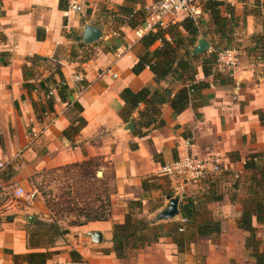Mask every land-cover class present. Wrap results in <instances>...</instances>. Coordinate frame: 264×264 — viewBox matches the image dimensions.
Instances as JSON below:
<instances>
[{
  "label": "crops",
  "instance_id": "0c3cea01",
  "mask_svg": "<svg viewBox=\"0 0 264 264\" xmlns=\"http://www.w3.org/2000/svg\"><path fill=\"white\" fill-rule=\"evenodd\" d=\"M59 1L0 0V157L5 164L0 171V188L14 191L26 187L34 173L91 161L90 166L101 169V178L111 181V214L107 220L61 228L66 233L56 238L51 249L58 254L46 264L73 260L71 252L87 264H257L245 248L248 233L240 230L236 221L247 196L243 162L258 153L264 163V127L256 115L264 111V62L255 55L248 56V51L256 48L249 40L251 35L258 34L264 41V0L250 4L247 0H217L231 7L232 16L227 18L234 22L235 31L230 44L241 47L238 66L231 76L214 68L216 78L204 77L199 68L197 80L210 84L201 93L202 105L188 107L180 114L163 105L164 126L143 137L135 132L136 115L128 121L119 116L123 89L137 92L156 87L147 68L138 75L132 73L141 52L133 28L113 24L111 13L125 0H82L88 5L85 9L81 5L79 13L67 6L60 9ZM153 1L145 0V5ZM256 5L261 8L259 15ZM221 14L226 16L224 8ZM199 19V30L205 33L199 38L208 42L209 51L217 39L210 33L208 14L203 12ZM85 24L100 29L101 39L84 44ZM33 56L42 59L38 65L30 64ZM24 68L28 70L24 72ZM106 68L117 77L99 76ZM55 70L61 72L63 82H68V96L62 101L54 86L49 87L54 89L53 113L58 116L45 126L46 118L39 122L32 107L33 102L44 99L41 102L38 92L28 91L24 82L28 76V83H38ZM74 73L83 76L79 84L83 91L77 97L70 84ZM71 102L78 103L82 112L77 114L72 105L68 107ZM142 109L141 105L138 110ZM76 116L86 124L70 141L63 131ZM130 120L133 131L126 129ZM32 131L41 134L27 146ZM185 140H190L194 156L219 154L221 171L183 187L178 180L162 176L161 165L182 155ZM145 179H154L150 181L155 186L152 190L143 191ZM168 196H179V214L171 220L156 221L168 204ZM215 196L219 199L214 200ZM184 199L205 206L209 218L219 219L220 233L196 239L184 253H179L170 239L161 238L142 250L131 251L126 259L116 257L112 227L123 221L130 201H141L142 214L151 225L167 226L182 218L180 204ZM35 220L52 221L38 203L29 208L24 202L17 207L9 203L0 206V264H14L12 255L37 251L30 249L27 241V230ZM252 225L260 241L259 252L264 253V224L253 219Z\"/></svg>",
  "mask_w": 264,
  "mask_h": 264
},
{
  "label": "trees",
  "instance_id": "16d2710c",
  "mask_svg": "<svg viewBox=\"0 0 264 264\" xmlns=\"http://www.w3.org/2000/svg\"><path fill=\"white\" fill-rule=\"evenodd\" d=\"M60 9H66L67 1L60 0ZM145 0H125V4L118 6L116 11L111 13L115 26L127 25L130 28L142 24L146 14L144 12ZM256 15H259L261 8L256 5ZM224 8L226 16L223 17L221 9ZM202 11L208 14V27L211 35L217 42L214 47L199 55H192V49L200 36L205 37L204 31L199 30V21L185 18L182 22L170 25L168 28H157L155 31L143 36L139 43L141 52L138 54V61L132 68V73L138 75L144 69H148L156 84L155 88L144 87L134 92L125 88L120 93L124 105L119 116L128 121L134 119L136 135L146 136L152 129L164 126L161 118L163 105H169L174 112L180 114L188 107L197 109L202 105V91L209 87V82L197 80L199 68L204 77L216 78L214 68L217 64V52L222 44L227 47L233 39L235 27L234 22L227 16H232L231 7L217 0H205L202 4ZM1 15V13H0ZM250 41L256 43V48L248 51V56H257L264 62V41L258 34L249 37ZM83 45V44H82ZM260 46V47H259ZM42 59L33 56L30 59L31 65H38ZM24 72L28 68H24ZM58 76V80L55 79ZM26 76L24 87L28 91L36 90L42 96L46 94L50 86H54L60 100L67 101V86L63 85V76L60 71L55 70L44 80L38 83H28ZM162 83H168L163 86ZM142 110H138L140 106ZM33 111L36 119L42 122L44 113H53V99L43 100L42 103L33 102ZM72 108L77 114L82 112L78 103H73ZM261 126L264 127V111L256 112ZM86 122L81 116H76L63 131L64 137L72 141L73 137L85 126ZM145 129V132H142ZM3 146L0 134V148ZM132 149L135 146L131 147ZM262 154L252 153L243 162L244 183L247 187V196L242 204L241 215L237 219V227L248 233L245 238V248L250 252V256L257 264H264V253L259 252L260 241L256 237V228L252 225L255 219L259 225L264 224V163H261ZM91 161L72 166L89 165ZM239 179V178H238ZM142 181L143 191L154 188L150 181ZM235 183V187H236ZM215 196L214 200H218ZM107 211L86 218L85 222L107 220L111 214L110 193L106 196ZM180 211L185 223L170 222L166 225H151L142 214L141 201H130L126 206L123 221L114 223L113 252L119 259H126L131 251L142 250L161 238L170 239L178 249L179 253H184L188 246L198 238L218 235L221 230V222L209 218L205 206L196 204L191 199H184L180 204ZM104 213V214H103ZM84 222V223H85ZM78 223L77 225H81ZM35 225H38L35 227ZM179 229H182L181 231ZM66 233L61 229L57 221L51 222L35 220L27 230V241L29 248L37 250L23 255H12L14 264H46L53 255L58 254L52 251L56 238ZM43 250V251H39ZM74 261L80 260L76 253H70Z\"/></svg>",
  "mask_w": 264,
  "mask_h": 264
},
{
  "label": "built area",
  "instance_id": "2783aa9c",
  "mask_svg": "<svg viewBox=\"0 0 264 264\" xmlns=\"http://www.w3.org/2000/svg\"><path fill=\"white\" fill-rule=\"evenodd\" d=\"M67 7L74 12L81 11L82 0H66ZM84 1V0H83ZM204 0H155L150 4L144 6L146 17L142 24L133 29L134 41L139 40L157 28H164L168 25H174L178 17H184L193 21L199 20L202 15V4ZM239 64V51L234 48H224L217 52V66L216 72L231 76L233 71ZM108 75L116 78L117 75L111 71L110 68L102 70L99 76ZM83 81V76L80 73H74L70 77V84L76 90L75 96L83 91L79 84ZM68 86V82L62 83ZM37 92L36 90H33ZM54 89H50L42 96L44 100L52 99ZM67 103V106H71ZM58 115L52 113H44L46 118L45 126L52 124ZM41 131H32L27 137V146H30L40 137ZM5 168V164L0 157V171ZM221 171V156L219 154L194 156L190 153V140H185L182 155L170 162H166L160 167V174L162 176L178 180L181 187L185 184L195 181L206 180L210 175L219 173ZM16 198H22L26 203L33 202L35 192L26 193L23 188L17 187L13 191ZM180 222L185 223L184 219ZM180 231L182 229H179ZM55 264H87L84 261L67 260Z\"/></svg>",
  "mask_w": 264,
  "mask_h": 264
},
{
  "label": "rangeland",
  "instance_id": "374dc122",
  "mask_svg": "<svg viewBox=\"0 0 264 264\" xmlns=\"http://www.w3.org/2000/svg\"><path fill=\"white\" fill-rule=\"evenodd\" d=\"M247 1L250 4L253 0ZM87 5V3H82L84 9ZM183 20L185 18L179 17V22ZM229 45L231 46L226 47L222 44L220 48H234L240 54L241 47L235 44ZM90 165L67 166L34 173L30 176L26 187L23 186L25 192H35L31 205L22 198L14 197L13 189L8 188V190L2 191L0 188V206L9 203V205L13 204L17 207L24 202L29 208L38 203L46 210L49 219L57 221L61 228L71 224L84 223L86 218L107 211L105 198L112 189L111 181L103 180L98 174L101 169ZM36 217L38 219V216ZM37 226L35 225V227Z\"/></svg>",
  "mask_w": 264,
  "mask_h": 264
},
{
  "label": "water",
  "instance_id": "95a60500",
  "mask_svg": "<svg viewBox=\"0 0 264 264\" xmlns=\"http://www.w3.org/2000/svg\"><path fill=\"white\" fill-rule=\"evenodd\" d=\"M102 37V32L100 31V29L89 25V24H85L83 27V33H82V39H83V43L86 45H90L93 44L95 42H97L98 40H100ZM209 49V44L208 42L203 39V38H199L195 44V46L192 49V55H199L205 51H207ZM126 129L129 131H133L134 130V126H133V122L132 120H130L127 124H126ZM168 204L166 205V207L161 210L158 215L156 216V221H164V220H171L174 219L178 216L179 211H178V202H179V196H168ZM31 219V217L29 218V220ZM97 237H100L99 234H96Z\"/></svg>",
  "mask_w": 264,
  "mask_h": 264
}]
</instances>
